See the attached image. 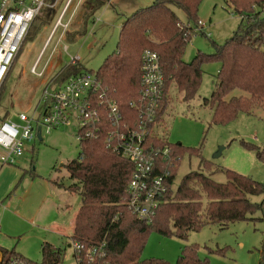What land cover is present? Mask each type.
I'll return each instance as SVG.
<instances>
[{"label": "trees", "instance_id": "16d2710c", "mask_svg": "<svg viewBox=\"0 0 264 264\" xmlns=\"http://www.w3.org/2000/svg\"><path fill=\"white\" fill-rule=\"evenodd\" d=\"M107 1L85 0L86 13L78 35L85 33L89 17ZM201 1L154 0L149 6L137 9L125 18L116 50L104 58L96 71L126 119L133 120L136 110L130 107V102L139 94L141 52L151 49L158 54L164 87L150 141L158 147L169 146L171 155L177 158L170 167L168 191L162 203L151 220L145 221L133 215L125 202L134 164L107 149L103 137L79 141L78 157L65 165L69 178L74 180L65 189L77 193L81 199L72 237L88 243L104 242L106 257L102 263H140L139 254L150 231L186 239L190 232L204 225L216 224L225 228L229 223L256 219V212H264L263 201L255 202L249 198L250 195H264V183L230 169H223L226 181L222 183L202 171H190L174 188L176 169L184 153L197 156L199 165L205 169H210L211 164L202 157L199 148L171 144L164 135L156 132L170 102V89L180 93L185 102L194 99L201 83L202 65L211 60L218 61L220 68L214 88L210 96L203 99V104L211 107L213 124L225 125L241 113L249 114L264 107V0H222L239 17L236 29L222 44L213 42V53H197L186 62L183 55L187 42L194 33L202 32L197 30ZM172 6L183 11L186 21L180 20ZM43 8L34 21L41 15L45 16L43 22L54 20L53 7ZM81 71L84 70L80 63H68L55 75L53 82L60 85L70 75ZM235 89L246 92L247 96L226 99ZM7 117L6 113L4 118ZM241 143L245 148L255 150L257 157L264 160V149L253 143ZM164 163L160 160L159 166L163 167ZM58 186L63 187V184L58 183ZM198 248L196 244L184 245L175 264H209L206 258L198 256ZM40 251L42 263L60 264L58 247L44 241ZM0 254L3 258L21 256L14 249L2 246ZM141 264L168 263L149 259Z\"/></svg>", "mask_w": 264, "mask_h": 264}, {"label": "rangeland", "instance_id": "374dc122", "mask_svg": "<svg viewBox=\"0 0 264 264\" xmlns=\"http://www.w3.org/2000/svg\"><path fill=\"white\" fill-rule=\"evenodd\" d=\"M56 0H46L52 4ZM65 0H57L52 9L54 20L43 22L44 15L32 22L28 34L0 88V116L8 114L16 120L18 112L26 111L38 116L44 103L41 101L43 82L49 80L69 62L70 56H79L78 63L84 71H97L106 56L116 50L121 26L127 16L137 9L149 6L154 0H109L89 17L86 31L78 35L85 16V0L78 3L73 0L63 22L69 20L67 33L57 29L50 46L43 54L40 67L43 75L37 77L30 73V67L40 52L51 27L54 24ZM84 2V4H83ZM47 7V6H44ZM44 9V8H43ZM180 20L186 21L182 10L172 6ZM198 17L205 22L202 32L194 33L185 46L183 60L189 62L197 53L210 54L215 51L213 42L222 44L229 38L239 23V17L232 13L230 6L222 0H202ZM74 34V35H73ZM67 37L71 39H67ZM64 45L68 50L64 51ZM264 50V44L262 46ZM220 63L211 60L202 65V78L198 92L189 102L182 100L180 93L171 90V97L166 112L156 129L169 143H180L183 147L199 148L202 157L211 164V168L199 165V158L184 153L176 169L173 187L176 188L182 177L190 171H202L216 182H225L223 169H230L264 183V160L259 159L255 150L247 149L242 141L258 145L264 149V107L253 112L241 113L225 124L215 125L211 121L212 109L203 104V99L210 96L216 83ZM247 96V93L235 89L231 96ZM77 125L44 129L41 137L26 145L18 164L2 166L0 169V246L14 249L28 260L41 262L40 246L43 238L53 241L61 250L62 264H75L68 252L63 256L68 237L57 233L60 220L68 224L73 212L78 209L81 199L77 193L65 189L74 182L69 178L65 165L76 159L80 144L76 139ZM220 147V155H217ZM63 184V188L51 189L53 182ZM31 184L34 194L35 220L28 222L19 206L21 203L20 184ZM12 185L5 191V185ZM26 185V187H29ZM17 187V188H16ZM251 201L261 202L264 195H250ZM70 207L69 211L68 208ZM7 210V211H6ZM17 216H9L7 213ZM258 211L254 216H263ZM28 223H26V222ZM55 240V241H54ZM62 241L63 244L59 241ZM62 245H61V244ZM241 243L244 244L241 247ZM196 244L198 256L207 259L209 264H264V217L253 220L229 223L225 228L219 225H204L192 231L186 239L162 235L150 231L145 245L139 254V262L159 259L168 264H175L184 245Z\"/></svg>", "mask_w": 264, "mask_h": 264}, {"label": "built area", "instance_id": "2783aa9c", "mask_svg": "<svg viewBox=\"0 0 264 264\" xmlns=\"http://www.w3.org/2000/svg\"><path fill=\"white\" fill-rule=\"evenodd\" d=\"M81 1L78 0V3ZM72 2L73 0L64 1L30 67L31 74L37 77L43 75L44 68L38 70L41 58L60 27L58 42L62 40L69 25V20L63 22V19ZM56 3L57 0L49 5L46 0H0V88L32 22L44 6ZM203 26L199 20L197 30H202ZM67 50L68 46L64 45V51ZM79 59L78 55L70 56L68 63H78ZM55 75L43 82L40 96L44 108L40 115L20 110L16 120L0 116V169L2 166L18 164L26 145L35 140L38 127L40 133L43 129L49 133L55 128L70 127L75 122L78 142L103 137L107 149L134 164L126 188L125 202L128 210L138 219L151 220L168 191L170 167L177 160L171 155L169 146L158 147L150 141L153 136L151 128L156 124L164 87L158 54L151 49L141 52L139 94L136 100L130 102V107L136 110L133 120L126 119L118 102L103 86L96 71H81L70 75L60 85L53 82ZM160 160L165 162L163 167L159 166ZM66 252L75 264H106L102 263L106 257L104 242L88 243L72 237L64 246L63 256ZM0 264L44 263L21 256L3 258L0 254Z\"/></svg>", "mask_w": 264, "mask_h": 264}, {"label": "crops", "instance_id": "0c3cea01", "mask_svg": "<svg viewBox=\"0 0 264 264\" xmlns=\"http://www.w3.org/2000/svg\"><path fill=\"white\" fill-rule=\"evenodd\" d=\"M200 20V19H199ZM203 24H204V26H203V28L205 27V22L204 21H202V20H200ZM174 90V89H173ZM18 184H20V182L19 183H17L16 182V185H18ZM21 186H20V188H19V191L21 192V195H20V199H21V203H19V206H22L21 207V210L26 214V215H28V217L30 216V215H32V217H29V220H27L28 222H33L35 219V212H36V210H35V207L33 206V202H34V194H33V192H31V190L33 189V188H30L31 187V184L30 185H28V184H20ZM26 185H28L29 187H26ZM12 185H10V186H8L7 184L5 185V191H9V187H11ZM57 187H61V186H58V182H53L52 183V186H51V189H57ZM17 188V187H16ZM61 188H63V187H61ZM68 191V190H67ZM70 192V191H69ZM72 193V192H71ZM262 200H264V198L262 199ZM79 207H80V205L78 206V209H76L74 212H73V216H72V219H71V221H69L68 222V224L67 223H65V222H67V220L64 222V223H62V221L60 220V222L59 221H56L55 223H57L58 225V227H57V233H55V234H57L58 236H59V238H61V237H68V238H72V235H73V228H74V219H75V216H76V214H77V212H78V210H79ZM69 209H70V207L68 208V210L67 211H69ZM263 209H264V203H263ZM7 211V210H6ZM8 214H9V216H12V217H15V218H18L17 216H14V215H12V214H10L9 212H7ZM256 218H258V219H260V218H262V217H264V215L261 217V216H255ZM26 222V221H25ZM28 222H26V223H28ZM44 240H42V241H46V242H49L50 244H52L53 246H54V242L53 241H51V240H48L47 238H43ZM70 239H69V241H70ZM55 241V240H54ZM59 242H61L62 244H63V242L60 240ZM60 243V244H61ZM61 244V245H62ZM55 246H57V245H55ZM244 246V244L243 243H241V247H243ZM18 254H20L19 252H17ZM21 255V254H20ZM22 256V255H21ZM259 264V263H258Z\"/></svg>", "mask_w": 264, "mask_h": 264}, {"label": "water", "instance_id": "95a60500", "mask_svg": "<svg viewBox=\"0 0 264 264\" xmlns=\"http://www.w3.org/2000/svg\"><path fill=\"white\" fill-rule=\"evenodd\" d=\"M37 131H38V132H37V137H39V138H40V137H41V133H40V127H38V128H37ZM223 148H224V147H220V149H219V151H218L217 155H220V153H221V150H222Z\"/></svg>", "mask_w": 264, "mask_h": 264}]
</instances>
